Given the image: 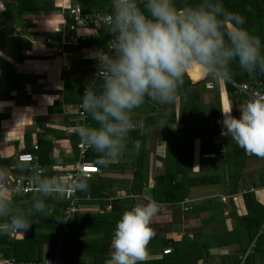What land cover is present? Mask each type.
<instances>
[{"label": "crops", "instance_id": "0c3cea01", "mask_svg": "<svg viewBox=\"0 0 264 264\" xmlns=\"http://www.w3.org/2000/svg\"><path fill=\"white\" fill-rule=\"evenodd\" d=\"M145 1L133 2L138 5ZM174 1L163 0L162 7ZM15 4L14 0H0V11ZM110 5L111 0L102 13H109ZM74 7L78 6L71 0H53L51 8L24 14L26 24L12 19L5 26L10 34L9 41L25 40L29 45L15 50L10 44L8 50L0 51L1 60L11 65L19 76L16 88L10 92L11 98L0 101V178L33 175L30 165L16 161V155L21 153L37 158L42 171L41 184L46 188H64L68 174L78 161L98 167L97 174L82 181L78 212L70 219L72 230L70 228L68 235L72 237L64 247L69 255L64 259L66 263L73 264L74 260L76 264H101L102 261L103 264H164L162 252L167 249L164 242H177L182 237H187L186 264H236L238 256L251 246L248 256H256V241L260 231L264 232V226L249 241L243 220L248 213L244 195L252 193L255 201L264 207V154H256L262 147L259 144L260 139H264V127L252 128L244 124L253 118L254 112L246 108L243 100V115L233 119L235 125L230 126L228 123L233 120H226L233 116V109L236 110L221 86L219 102L208 101V104L215 102L217 110L220 108L219 133L205 142L200 136L203 131L187 133V144L192 140L190 147H186L187 163L183 161L176 166L175 155L171 154L170 159L167 156L176 135L175 126L166 128L158 119L144 124L145 110L153 108L152 111L157 112L159 106H171L160 99L165 85L154 78L144 80L143 69L136 73L135 80L121 82L116 74L122 70L119 66L121 52L112 53L111 75L92 85L94 99L85 126L91 147L82 159L79 158L80 91L92 82L101 50H76L68 46L62 55L49 58L48 47L43 44L47 37L59 41L74 35L68 16V10ZM178 14L185 19L183 12ZM146 17L162 20L164 13L157 9L153 11V18ZM196 18L202 23L205 16L197 15ZM98 26L94 24L83 30L82 38L94 37ZM24 31L26 36H22ZM144 49L149 54L155 53L158 45L150 42ZM1 75L0 87L4 90L9 83V72L0 67ZM250 77L253 80L257 75L251 73ZM222 89L228 96V99L224 96L227 117ZM177 102L175 99L174 103ZM131 121H140V124H125ZM245 140H252L253 144L245 147ZM176 169L177 174L174 173ZM169 171L178 175L177 181L186 175L183 178L185 197L174 203L164 200L171 197L172 189L167 191L163 183H156L160 177H169ZM182 193L176 196L179 198ZM18 196H29V200L14 203L15 209L27 210L21 205L51 197L44 212L52 214L55 209L61 210L52 205L55 198H63L60 193ZM0 197L9 201L11 195L0 192ZM2 206L7 209L3 213L5 217L8 208L0 202ZM4 217L0 215L2 232L7 231ZM11 231L15 240L23 239L16 227ZM49 248L48 245L43 247L40 260L48 256ZM261 256L256 257L255 264H264V254Z\"/></svg>", "mask_w": 264, "mask_h": 264}, {"label": "trees", "instance_id": "16d2710c", "mask_svg": "<svg viewBox=\"0 0 264 264\" xmlns=\"http://www.w3.org/2000/svg\"><path fill=\"white\" fill-rule=\"evenodd\" d=\"M14 1L16 4L13 7L0 11V51L3 52L8 50L10 44H13V49L15 50L25 49L29 45L25 40L20 41L16 39L15 43L8 40L10 34L5 30L8 21L18 19L20 23L26 24V19L22 17L24 14L39 13L45 10L44 7L49 6L51 8L53 4V0ZM71 1L83 13H102L106 11L109 4V0ZM162 2L163 0H147L139 3L137 9L151 18H153V11L162 9L164 18L162 20L153 18V20L172 27L178 36L197 44L200 47L199 58L202 62L209 60L216 62L218 58L221 61L220 71L226 78L232 79L237 83H243L252 81L250 74L254 73L257 77L253 80H258L264 84V0H175L171 5L166 7H162ZM179 12L184 13L185 19L179 16ZM197 15L205 16L202 23L197 21ZM116 34L117 27L99 25L96 35L92 38L89 37V39L82 38L80 45L75 49L104 51L107 48L109 40ZM26 35V31L22 32V36ZM150 42H158L157 52L151 54L146 52L144 47H148ZM256 48H258V51L249 61L248 69H245V60ZM185 65L184 60L178 59L176 55L168 51V47L163 41L152 35L132 30L124 38V45L121 51V64L119 65L122 70L117 71L116 74L119 76L118 78H120L121 82L123 80H135L136 73H140L143 69L144 73L142 77L144 80L154 78L158 79L161 85H165L166 88H163L164 92L161 91L160 99L161 101L166 100L165 103H169L171 106L169 108L159 106L160 108L157 112L152 111L153 108L149 111L145 110L143 113V115L147 116L145 118V125L153 119H158L161 120L166 128L179 124L187 126L186 129H181L182 132H202L205 129V131L210 132L214 136L219 133L221 128L220 108L216 111L213 110L215 102H209L210 107L207 110L208 106L201 103L196 90L206 79L204 78L197 82L192 81ZM0 67L2 70L9 72V83L6 88L3 90L0 87V101H2L11 98L10 92L16 88L15 84L19 81V76L15 74L12 66L1 60V58ZM207 74L205 75L206 77L208 76ZM2 79L1 75L0 85ZM138 80L143 82L141 79ZM218 81H220L225 92L233 101L237 117L241 118L243 115V95L227 81L221 79ZM167 86H169V91L167 90ZM83 88H81V91ZM222 97L225 100L224 95ZM175 99L183 100L181 109L179 110L180 113L176 109L178 105L174 103ZM209 118L215 119V123L210 127L206 125V121ZM244 124L252 128L264 127L261 111L257 110L254 112L253 118L244 122ZM176 134H179V131H176ZM260 142L261 144L259 145L262 147L259 152L256 150V154L261 156L264 154V139H260ZM243 144L246 147L253 144V141L245 140ZM184 146L175 148L169 145L167 156L170 159L171 154L175 155L176 166H179L180 162L185 161L187 158V149ZM185 162L187 163V161ZM168 173L169 177H160L156 183H163V187L167 191L168 189H172L169 194L171 197H166L164 199L165 202H178L186 194L183 180L186 175H183L182 179L177 181V169L174 172L176 174L171 171ZM178 192H183L179 198L176 196ZM28 198L29 196H11L10 200L7 201L0 197V202L8 208V212L4 217L7 231H0V253L5 257L15 258L18 261H40L43 247L45 245L50 246L54 241L52 236L53 231L58 228V225L64 218L63 214L68 202L64 198H55V202L52 205L58 206L61 210L59 212L55 209L52 214L46 213L43 210L44 205L50 204L48 201L51 197H43L45 198L44 200H30L27 206L21 205V207H27V210L12 207L14 203L27 200ZM244 203L248 212L247 217L243 219L247 223L244 226L248 232L247 237L251 241L264 226V207L258 204L253 194L249 192L244 195ZM20 225H33L34 237L29 240L24 238L15 240L10 233L13 228ZM42 226L48 227V231L37 233L38 228ZM70 228L72 230V226ZM71 237V235L66 237L67 245ZM256 243L257 247L254 250L256 256H248L246 260L247 264H255L256 257L258 255L262 257L261 255L264 254V233L260 234ZM163 246L164 248L171 246L172 249L169 254L164 255L162 263H187V237H182L177 242L173 240L165 241ZM66 264L70 263L67 262ZM73 264H76L74 260ZM101 264H103V261Z\"/></svg>", "mask_w": 264, "mask_h": 264}, {"label": "built area", "instance_id": "2783aa9c", "mask_svg": "<svg viewBox=\"0 0 264 264\" xmlns=\"http://www.w3.org/2000/svg\"><path fill=\"white\" fill-rule=\"evenodd\" d=\"M111 13H83L79 7L70 8L68 16L72 22L74 35L62 38L59 41L52 37L43 40V44L48 47L47 56L54 57L56 54H63L65 49L78 47L83 35V30L90 29L94 24L115 26L117 34L109 40L106 50H101L97 57L96 71L92 82L81 91V102L77 111V119L81 124L78 128L79 143L77 145L79 158H83L88 149L91 147L86 124L89 110L93 103L92 85L101 78H107L110 72V57L112 53H120L123 49L124 38L132 30L140 31L147 35H152L163 41L168 51L178 59L184 60L186 65L191 62L198 63L205 67L207 77L214 80H224L230 83L236 90L243 95V101L248 110L262 113L264 122V84L258 80L237 83L236 81L226 78L220 71L221 64L217 61L202 62L199 58L200 47L191 43L185 38L178 36L175 30L168 26L155 22L140 13L135 2L131 0H111ZM19 163L30 165L33 175L26 178H18L13 175L0 178V192L8 193L11 196L18 195H35V194H53L60 193L68 202L64 210V218L61 220L56 230L54 241L50 245L48 256L40 261H18L15 258L5 257L0 254V264H66L61 253L64 249L66 236L70 232V219L77 214L80 203L79 193L83 179H88L93 174H97L96 165L78 161L74 169L68 174V183L64 188L54 189L46 188L41 184L42 171L38 164L37 158L32 154L21 153L16 155ZM170 248L164 249L163 254H169ZM252 252V246L237 258L236 264H247L246 260L249 253Z\"/></svg>", "mask_w": 264, "mask_h": 264}, {"label": "rangeland", "instance_id": "374dc122", "mask_svg": "<svg viewBox=\"0 0 264 264\" xmlns=\"http://www.w3.org/2000/svg\"><path fill=\"white\" fill-rule=\"evenodd\" d=\"M155 44L159 46L158 42H155ZM185 68L187 69L188 75L192 81L197 82V81L203 80L204 78L206 79V81L203 84H201L196 90L197 95H199L200 99H202L201 103L203 104V102H206V104L209 105L208 101H214L215 100V102H217V101L219 102L220 86L223 88V85L220 83V81L214 80L210 77H206L205 76V72H206L205 67L198 64V63L191 62L189 65H185ZM222 93L225 96V98L228 99V96L223 91V89H222ZM182 103H183V100L178 99V102L176 104V105H178L176 107V109H178V113H180L179 110L181 109ZM223 104L225 105V110H224L225 111V117H227L228 116V108H227L226 100H224V99H223ZM134 105H135V103L133 104V106ZM209 107L210 106H208V108ZM203 108H204V106H203ZM207 110H209V109H207ZM213 110H215V111L217 110V105L213 104ZM232 115L233 116H231L226 121H230V119H232V120L236 119L237 115H236V111H234V109H233ZM214 123H215V120L212 121L211 118L207 119V121H206V125L209 127L212 126V124H214ZM228 124L230 126H232V125H235V122L233 120L232 122H229ZM186 127L187 126H183V125H179V124L174 127L176 129V131H179V134H176L175 136H173V141L171 142V145L174 146L175 148L183 147L184 145H185L184 147H190L192 140H190V143L187 144L188 135H187V133L181 131V129H186ZM200 136H202L201 138H202L203 142H205L206 139L210 140L211 137H213V135H211L210 132L205 131V129L203 131V134H201ZM179 144L180 145L182 144V145L180 146ZM190 152L191 151H189V153ZM187 154H188V149H187ZM231 155H233V154H231ZM44 207H45V205H44ZM0 208H1L0 209V212H1L0 215H1V217H4L3 213L7 209L3 206ZM2 208H5V210H3ZM41 215H43V214H41ZM44 228H46V227H39L36 232L41 233L44 230ZM262 233H264V232L260 231V234H262ZM64 249L62 250L61 256L63 259H68L69 255H68L67 251Z\"/></svg>", "mask_w": 264, "mask_h": 264}, {"label": "water", "instance_id": "95a60500", "mask_svg": "<svg viewBox=\"0 0 264 264\" xmlns=\"http://www.w3.org/2000/svg\"><path fill=\"white\" fill-rule=\"evenodd\" d=\"M258 51V48H256L250 55L249 57L245 60V69H248L249 67V61L253 58V56L256 54ZM216 61L221 64V61L217 58ZM127 126L129 125H138L140 124V121H131L125 123ZM16 232L21 234L24 239H32L34 237V226L33 225H20L16 227Z\"/></svg>", "mask_w": 264, "mask_h": 264}, {"label": "clouds", "instance_id": "9594fccd", "mask_svg": "<svg viewBox=\"0 0 264 264\" xmlns=\"http://www.w3.org/2000/svg\"><path fill=\"white\" fill-rule=\"evenodd\" d=\"M17 161V160H16ZM18 162V161H17ZM19 163V162H18ZM21 164H23V163H21Z\"/></svg>", "mask_w": 264, "mask_h": 264}]
</instances>
